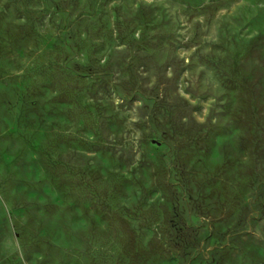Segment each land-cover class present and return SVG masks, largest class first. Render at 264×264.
<instances>
[{
    "label": "rangeland",
    "instance_id": "1",
    "mask_svg": "<svg viewBox=\"0 0 264 264\" xmlns=\"http://www.w3.org/2000/svg\"><path fill=\"white\" fill-rule=\"evenodd\" d=\"M0 264H264V0H0Z\"/></svg>",
    "mask_w": 264,
    "mask_h": 264
}]
</instances>
